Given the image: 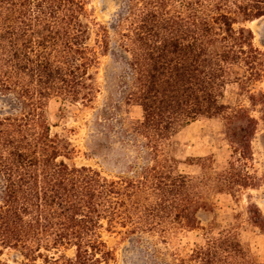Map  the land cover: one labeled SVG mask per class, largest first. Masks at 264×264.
Returning <instances> with one entry per match:
<instances>
[{
  "label": "trees",
  "instance_id": "trees-1",
  "mask_svg": "<svg viewBox=\"0 0 264 264\" xmlns=\"http://www.w3.org/2000/svg\"><path fill=\"white\" fill-rule=\"evenodd\" d=\"M262 17L264 0H122L105 26L83 0H0V94L12 107L0 115V264H117L104 234L145 244L157 264H257L229 230L204 234L186 255L160 246L203 230L213 195L237 199L264 185L252 150L264 92L250 90L264 84V52L246 27ZM108 54L124 69L111 115L97 122L135 152L118 176L66 163L75 149L46 115L51 98L92 108ZM230 84L260 107L259 118L223 103ZM122 104L140 107L141 118L121 117ZM200 119L221 120L230 156L219 171L210 158L188 159L200 169L190 176L163 149ZM247 219L264 231L256 205Z\"/></svg>",
  "mask_w": 264,
  "mask_h": 264
},
{
  "label": "rangeland",
  "instance_id": "rangeland-1",
  "mask_svg": "<svg viewBox=\"0 0 264 264\" xmlns=\"http://www.w3.org/2000/svg\"><path fill=\"white\" fill-rule=\"evenodd\" d=\"M89 15L96 22L109 26L122 8V0H83ZM254 36V44L264 52V17L247 23ZM114 49H112V53ZM122 64L114 60L111 54L100 57L97 70L99 93L92 108H82L60 98H51L46 106L51 132L68 138L75 153L68 164L89 166L107 176L123 175L127 164L135 157L133 148L121 145L113 139L112 133L97 122L102 111L111 115V100L117 99V77L123 71ZM250 90L264 92V84L253 85ZM10 97L0 94V115L11 111ZM223 103L241 105L249 108L250 113L259 118L260 107L251 106L245 92H240L235 84H230L224 91ZM113 103V102H112ZM118 114L129 121L141 118L140 107L120 105ZM101 125V126H100ZM88 147L95 149L90 151ZM255 168L263 170L264 161V123L259 121L252 140ZM164 154L173 159L182 174L197 176L200 169L188 164V159L210 158L216 171L227 166L230 148L223 134L220 119H200L180 129L174 134L163 149ZM193 163V162H191ZM212 210L199 217L203 230L179 231L167 239L160 248L169 252L186 255L204 242V234H216L222 230L233 232L240 244L250 253L253 261L264 264V231L251 225L247 219V210L256 205L264 216V185L257 189L243 191L237 199L228 195L217 194L211 198ZM107 244L113 249L117 264H157L153 251L145 244L122 234H104ZM70 255L71 252H66ZM12 251H4V258H12Z\"/></svg>",
  "mask_w": 264,
  "mask_h": 264
}]
</instances>
